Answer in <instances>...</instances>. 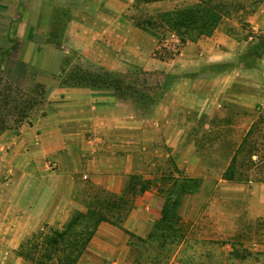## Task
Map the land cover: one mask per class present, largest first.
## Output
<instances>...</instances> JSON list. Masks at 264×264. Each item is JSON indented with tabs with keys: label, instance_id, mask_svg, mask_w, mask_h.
<instances>
[{
	"label": "crops",
	"instance_id": "1",
	"mask_svg": "<svg viewBox=\"0 0 264 264\" xmlns=\"http://www.w3.org/2000/svg\"><path fill=\"white\" fill-rule=\"evenodd\" d=\"M174 2L140 4L155 12L182 7ZM131 7L132 0H30L27 17L17 23L22 27L10 33L7 59L42 69L46 74L36 81L49 95L46 114L0 134V264H22L17 252L24 240L48 224L67 222L72 212L86 213L101 192L121 194L132 175L143 173L142 164L159 155L152 150L158 131L136 116L131 97L60 83L70 54L89 68L159 78L151 103L157 130L170 110L232 109L241 115L264 105V53L249 64L253 47L264 41V0L250 12L247 27L224 17L211 35L182 42L174 56L162 55L154 34L128 16ZM245 122L247 132L254 119ZM149 189L122 227L110 218L99 222L76 264H151L139 258L136 227L129 226L151 206L155 194ZM136 234L139 242L145 237Z\"/></svg>",
	"mask_w": 264,
	"mask_h": 264
},
{
	"label": "rangeland",
	"instance_id": "2",
	"mask_svg": "<svg viewBox=\"0 0 264 264\" xmlns=\"http://www.w3.org/2000/svg\"><path fill=\"white\" fill-rule=\"evenodd\" d=\"M29 1L0 0V64L3 68V72L0 73L3 74L2 76L7 73L13 78L11 80L5 78L12 84L11 93L22 98L35 99V107L30 110L29 117L24 123H32L36 117L47 113L49 95L48 87L41 91L35 86L39 74L43 77L46 74L41 71L42 69L38 67L37 70L31 69V71L23 64L7 59L11 56L7 48L8 37L10 33L22 27V24L19 26L17 23H22L27 17ZM198 1L175 0L174 3L184 7ZM214 1H222L227 6L229 14L223 20L229 18L247 27L250 12L263 0ZM17 11H21V15L18 16ZM158 13L160 12H155L152 7L132 0L128 16L139 22L145 21L148 17L155 19L153 21L156 24L152 28H146L156 37L162 55L174 56L178 53L182 41L177 40L180 39L176 32L177 28L161 23L157 19ZM21 31L22 34L26 33L22 29ZM21 39L22 37L20 39L18 37L17 42L20 43ZM249 56V64H255L254 53H250ZM118 75L133 87L130 95L119 97L124 99L131 97L136 116L148 118L149 130L158 131L159 135V142L158 144L155 142L152 149L158 148L159 155L150 158L147 166L142 164V174H135L136 181L149 184V190L155 194L149 209L139 210L136 222L129 223L130 227L135 226L136 232L141 231L142 236H145L144 239H147L141 243L137 237H134L137 235L136 232H132L134 240L138 243L136 249L139 258L142 261L147 259L151 264H264V183H235L222 177L233 150L249 131L246 132L248 127L246 119L247 122L254 119V123H257L254 136L264 141V105L259 104L254 110H244L241 115L232 109L223 112L212 111L210 108L209 112L189 109L170 110L165 117L164 126L157 130L153 121L158 114L151 107V103L156 98L155 91L160 86V79L136 72H124ZM1 88H4L3 85ZM0 102H2L1 96ZM12 117L13 115L8 116L11 124ZM19 127L20 125H17L8 129ZM161 138L164 139V144ZM182 176L202 178L200 187L185 195L179 207L181 227L185 235L183 241L172 243V238L159 236L148 239L152 230H156L159 235L164 234L165 231L161 232L155 228L166 195L162 193V189L165 191L171 188L173 179L177 178V187H174L173 191L176 192L182 182ZM144 197L142 194L136 199L145 202ZM104 199L105 196H100L99 202L104 203ZM134 208L138 209L136 205ZM70 215L71 218L74 213ZM66 223L48 224L34 236L26 239L22 250L28 257L22 256L24 258L22 264H61L64 252L68 253L75 237L72 235L61 244L53 245L47 236L56 229H64ZM83 227L82 224L76 226L75 233L83 231ZM165 239L168 243H165ZM242 255L247 256L242 257ZM88 260L91 261V258Z\"/></svg>",
	"mask_w": 264,
	"mask_h": 264
},
{
	"label": "trees",
	"instance_id": "3",
	"mask_svg": "<svg viewBox=\"0 0 264 264\" xmlns=\"http://www.w3.org/2000/svg\"><path fill=\"white\" fill-rule=\"evenodd\" d=\"M154 1L160 0H139L140 3ZM228 14L227 6L222 1L199 0L192 5L160 12L157 14V19L163 24L166 23L173 28H177L176 32L179 34L180 40L185 42L186 40H197L202 36L211 35L220 21ZM153 20L148 17L143 22H135L139 27L152 28L156 24ZM181 28L184 30L181 31ZM54 42L57 45L60 44V41L56 37L54 38ZM252 51L257 57H260L264 53V41L254 46ZM58 78L64 86L111 88L120 97L130 95L129 93L133 89L118 73L110 72L104 68L93 69L84 66L76 53L64 59ZM2 85L3 89L1 88ZM36 86L41 91L45 90L46 87L40 82H37ZM12 89V84L0 73V96L2 100L0 102V134L12 126L22 125L26 118L29 117L30 110L35 107V99L33 97H19V95L11 93ZM12 109L14 110L13 113ZM9 115H13L12 124L8 121ZM256 127L257 123H253L242 141L233 150L230 162L222 175L227 181L235 183H264V141L254 136ZM182 177V182L178 185L179 189L176 192L173 191L175 190L174 187H177V178L173 179L171 188L165 191L162 189V193H166V195L160 218L156 222L155 228H158L161 232H168V234L164 232V234L159 235L155 232L156 230H152L148 239L159 236L172 238V243L183 241L185 235L181 227L182 220L180 218L179 207L182 205L185 195L200 187L202 178ZM136 178L135 174L131 176L121 194L101 192L100 196H105L104 203L99 202L100 196H97V198L90 201L86 213L80 211L74 212V216L64 225V229H56L50 236H47L53 245H59L74 235L75 239L71 242L68 253L64 252L61 264L77 263L101 220L110 218L112 223L122 227L125 219L135 207L136 198L144 194L149 188V184L137 182ZM81 224L84 226L83 231L75 233V227ZM129 234L133 235L131 232ZM139 240L144 243L147 239L139 238ZM165 243H168L167 239H165ZM23 244L24 242H22L17 253L26 258L28 255L22 250ZM54 248L56 249V247Z\"/></svg>",
	"mask_w": 264,
	"mask_h": 264
},
{
	"label": "built area",
	"instance_id": "4",
	"mask_svg": "<svg viewBox=\"0 0 264 264\" xmlns=\"http://www.w3.org/2000/svg\"><path fill=\"white\" fill-rule=\"evenodd\" d=\"M177 40H179V39H177Z\"/></svg>",
	"mask_w": 264,
	"mask_h": 264
}]
</instances>
